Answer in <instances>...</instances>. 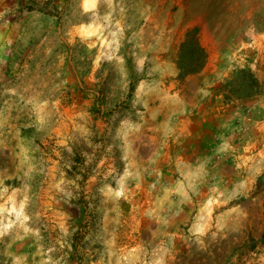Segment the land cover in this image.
<instances>
[{
    "label": "rangeland",
    "instance_id": "374dc122",
    "mask_svg": "<svg viewBox=\"0 0 264 264\" xmlns=\"http://www.w3.org/2000/svg\"><path fill=\"white\" fill-rule=\"evenodd\" d=\"M0 0V264H264V0Z\"/></svg>",
    "mask_w": 264,
    "mask_h": 264
},
{
    "label": "bare ground",
    "instance_id": "6f19581e",
    "mask_svg": "<svg viewBox=\"0 0 264 264\" xmlns=\"http://www.w3.org/2000/svg\"><path fill=\"white\" fill-rule=\"evenodd\" d=\"M96 5V1L95 0H84L83 2V8L85 10H90L93 9Z\"/></svg>",
    "mask_w": 264,
    "mask_h": 264
}]
</instances>
